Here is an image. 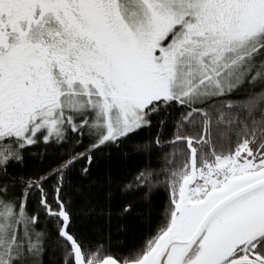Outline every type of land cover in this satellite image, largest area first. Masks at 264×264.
Instances as JSON below:
<instances>
[{
    "label": "snow or ice",
    "instance_id": "1",
    "mask_svg": "<svg viewBox=\"0 0 264 264\" xmlns=\"http://www.w3.org/2000/svg\"><path fill=\"white\" fill-rule=\"evenodd\" d=\"M0 264H264V0H0Z\"/></svg>",
    "mask_w": 264,
    "mask_h": 264
}]
</instances>
